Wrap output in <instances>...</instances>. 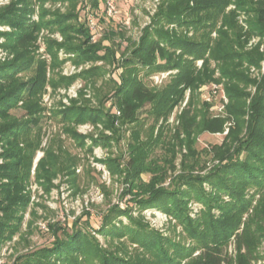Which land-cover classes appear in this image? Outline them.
<instances>
[{"label": "trees", "instance_id": "16d2710c", "mask_svg": "<svg viewBox=\"0 0 264 264\" xmlns=\"http://www.w3.org/2000/svg\"><path fill=\"white\" fill-rule=\"evenodd\" d=\"M47 1H67L68 10L47 9ZM87 1L90 7H98L99 0ZM79 2L10 0L0 6V26L10 28L0 30V49L6 54L0 58V142L4 147L0 162V244L16 233L22 235L21 223L31 204L27 185L40 144V104L45 85L53 89L67 87L77 78L93 82L103 74L97 65L67 76L53 74L63 61L58 57L59 50L72 53L76 64L116 60L115 44L92 42L89 30L78 21ZM36 3L38 10L34 8ZM229 3H234L235 9L226 11ZM238 10L246 15V29L238 24ZM35 12L37 20L32 18ZM41 29L58 31L62 36L61 41L46 40L50 64L37 54L36 40ZM253 36L264 40V0H161L138 42L120 53L119 81L110 78V89L98 94L96 105L92 106L80 90L78 98L53 113L60 116L64 131L78 143L83 144L90 137L89 149L97 143L105 146L111 139L119 142L118 126L130 129L125 164L121 162L124 152L100 162L112 174L122 177L123 194L130 195L137 212L154 207L172 214L182 224L191 245L163 235L145 222L141 213L134 216L133 205L121 208L111 204L94 230L106 240L105 247L87 228L88 221L78 224L77 217L70 227L48 222L53 234L51 244L19 254L13 264H253L264 260V249L258 250L264 241V74L256 80L247 69L258 66L264 53L259 43L247 48ZM199 60L200 67L196 65ZM209 60L215 62L219 78L214 77ZM47 66L53 75L47 76ZM169 70L176 71L164 85L145 82L152 73ZM219 80L223 81L228 98V115L219 117L204 112L198 118L194 92L202 83ZM249 85L255 86V92L247 101ZM186 89H190L191 96L169 136L167 119L184 98ZM105 101H111L109 107ZM146 103V115L152 120L143 130L140 115ZM203 104L207 111L209 104ZM20 106L24 115L12 116L11 110ZM229 117L234 123L220 144L200 150L194 147L199 133L222 132ZM85 121L101 123L110 134L93 137L77 133L75 126ZM33 127L35 133L31 134ZM160 143L168 145L167 150L172 149L171 157L162 162L153 155L154 147ZM174 146H185L187 151L181 161L182 172L170 176L166 187L162 182L168 175V165L173 166ZM64 152L67 151L60 146L58 152L49 147L36 163L34 177L45 191L54 185L53 178L58 173L68 174V182L74 184V159L67 153L62 156ZM206 155L216 163L204 174L194 173L206 169L202 161ZM143 173L150 174L149 180H143ZM203 183L210 190L203 188ZM190 199L203 206L195 218L187 212ZM33 205L44 207L36 202ZM32 212L36 213L34 208ZM26 226L30 227V222ZM231 237L235 242L234 256L226 250ZM128 243L136 245L134 250H129ZM195 250L198 252L193 255Z\"/></svg>", "mask_w": 264, "mask_h": 264}, {"label": "rangeland", "instance_id": "374dc122", "mask_svg": "<svg viewBox=\"0 0 264 264\" xmlns=\"http://www.w3.org/2000/svg\"><path fill=\"white\" fill-rule=\"evenodd\" d=\"M10 0H0V6L7 4ZM161 0H114L115 10L108 13L105 7L106 0H99L97 8L90 7L87 0H81L77 5L79 11L77 19L79 22H83L86 28L89 30L90 39L92 42H98L99 40L104 45H109L111 42L116 46L114 62L109 61H96L85 63H74L73 54L60 49L58 52L59 59L63 60L58 67L53 70V74H62L64 76L75 74L83 69L90 67L91 65L100 66L103 70V74L94 78L93 82H86L82 78H77L69 86H58L53 89L49 84L45 85V90L41 96V137L39 147L36 149L33 156V162L31 166L30 178L27 188L30 190L31 204L25 212L23 221L21 223L20 232L22 235L14 234L12 239L7 240L3 244H0V264H13L16 257L26 252L29 249H34L39 246L49 245L53 240L52 231L48 229V222L50 223H63L70 227L71 224L78 217V224H85L89 222V230L96 236L100 245L106 246V240L98 232L94 231L100 226L102 213L111 204H118L121 208H124L126 204L133 205L134 216L140 214L145 222L151 227L159 230L163 235L173 236L176 240L185 242L186 245H191V240L185 236L182 224H179L176 218L172 214H167L164 211H160L154 207H147L142 211L137 212L133 201L129 194H123V180L119 174H112L106 165L100 162L108 156L114 157L120 152H124V158L121 160L122 165L128 159L127 142L130 140V129L118 126L119 129V142L116 139H111L107 145L103 146L101 143L90 147L91 139L87 137L83 144L78 143L73 137L68 135L63 129L64 122L60 119L59 115H54V111L70 104V100L78 98V92L83 90L84 97L89 100V103L93 106L97 104V96L107 92L114 78L119 81V73L122 71V67L118 66L120 53L125 51L128 47H131L135 42H138L142 30L146 25L151 22V17L157 10ZM38 3L35 4V9L38 7ZM44 6L47 9L60 12H66L68 9V3L66 2H45ZM235 9L234 3H229L226 7V11ZM38 10V9H37ZM237 21L243 29L247 28V22L245 21L246 15L243 11H237ZM37 20V12L32 16ZM92 20V22L90 21ZM172 28V25H170ZM8 26L4 24L0 26V30H9ZM94 39H93V36ZM212 37L216 35L213 32ZM47 38H53L57 41L62 40V36L58 31L51 32L48 29H41L37 35V54L46 59V63L50 64L51 56L47 51ZM3 39L0 38V42ZM259 43V49L264 53V40L260 41L258 36H253L247 43V48ZM3 51L0 49V53ZM5 52V51H4ZM3 52V53H4ZM1 55V54H0ZM6 55V54H5ZM4 55V56H5ZM4 58V57H3ZM210 67L214 68V77L219 78L220 73L218 68L215 67V62L209 60ZM202 60L196 62V65L200 67ZM246 65V64H245ZM248 73L251 78L259 80L264 74V58L259 62L258 66H247ZM176 70H169L163 72L152 73L150 76L145 77V82L148 85H164L170 77V74ZM52 74L50 68L47 66V76ZM52 74V75H53ZM141 74L143 72L141 71ZM246 91L250 97L255 92V86L249 85ZM97 94V95H96ZM190 89H186L184 98L180 103L174 106L173 110L169 114L167 123L169 126L168 134L174 133L176 126H178V115L182 111L183 107H186V103L190 95ZM195 106L200 112L198 118L202 113H206L211 116L225 117L228 115L225 106L228 103V98L225 94L223 81H209L199 85L196 92ZM198 98V99H197ZM111 101H105V106L109 107ZM209 104L208 110L204 111L203 103ZM114 110L115 107H112ZM149 109V104L146 103L142 109L140 118H143V130L147 129L151 123V117L147 116L146 111ZM25 111L20 107L11 110V115L14 117H20L24 115ZM234 123L233 118L229 117L224 122V130L222 132H201L196 136V142L194 147L198 150L211 146L212 144H220L227 134L229 127ZM121 128V129H120ZM35 127L32 128L31 134L35 133ZM75 130L79 134L86 136L97 137L100 133L109 135L110 131L104 129L101 123H92L85 121L78 123L75 126ZM156 132V131H155ZM22 146V143H21ZM59 146L67 151L62 154L66 157L69 154L74 159V171L75 180L74 184H70L67 180L70 176L68 174L62 175L58 173L53 178V186L45 191L42 186L35 180V167L38 159L44 156L45 150L52 147L54 152H58ZM168 145L162 146L161 143L154 147L153 155L159 158L162 162L164 158L171 157V152L168 149ZM4 150L2 142H0V161H3L1 154ZM185 146H174L173 166L168 165V175L165 178L162 185L168 186L170 182V176L179 174L182 172V158L186 153ZM67 153V154H66ZM210 155L203 156V164H206V169L194 171V173L204 174L216 161H210ZM209 160V161H208ZM202 164V163H201ZM121 165V166H122ZM143 180H149L150 174L143 173ZM203 188L210 190L207 183H203ZM41 203L44 207L33 205V203ZM202 203L195 199H190L187 203V212L195 218L200 214L202 209ZM32 208L36 211L32 212ZM86 212H88L86 214ZM123 222H127V219L122 216ZM30 222V227H27V223ZM23 236V237H22ZM129 250H134L135 244L128 243ZM227 251L232 256L236 255L235 242L233 237L229 240L227 245ZM258 250L264 249V241L259 244ZM198 251L195 250L193 255ZM184 262V261H183ZM183 262L181 264H183ZM253 264H264V260H257Z\"/></svg>", "mask_w": 264, "mask_h": 264}, {"label": "built area", "instance_id": "2783aa9c", "mask_svg": "<svg viewBox=\"0 0 264 264\" xmlns=\"http://www.w3.org/2000/svg\"><path fill=\"white\" fill-rule=\"evenodd\" d=\"M114 0H106V3H105V7H106V10H107V12L108 13H111V12H113L114 10H115V8H114ZM91 22H92V20H90ZM93 36V35H92ZM93 39H94V36H93ZM1 55H0V58H3L4 57V55H5V52L3 53H0ZM1 162V161H0Z\"/></svg>", "mask_w": 264, "mask_h": 264}]
</instances>
